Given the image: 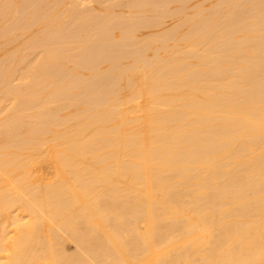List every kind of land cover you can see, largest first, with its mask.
Returning <instances> with one entry per match:
<instances>
[{
  "label": "bare ground",
  "instance_id": "bare-ground-1",
  "mask_svg": "<svg viewBox=\"0 0 264 264\" xmlns=\"http://www.w3.org/2000/svg\"><path fill=\"white\" fill-rule=\"evenodd\" d=\"M0 264H264V0H0Z\"/></svg>",
  "mask_w": 264,
  "mask_h": 264
},
{
  "label": "rangeland",
  "instance_id": "rangeland-1",
  "mask_svg": "<svg viewBox=\"0 0 264 264\" xmlns=\"http://www.w3.org/2000/svg\"><path fill=\"white\" fill-rule=\"evenodd\" d=\"M69 247H70V251L75 250V245L74 244H69Z\"/></svg>",
  "mask_w": 264,
  "mask_h": 264
}]
</instances>
